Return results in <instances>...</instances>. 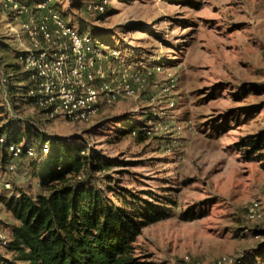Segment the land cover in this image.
Listing matches in <instances>:
<instances>
[{
    "label": "rangeland",
    "instance_id": "obj_1",
    "mask_svg": "<svg viewBox=\"0 0 264 264\" xmlns=\"http://www.w3.org/2000/svg\"><path fill=\"white\" fill-rule=\"evenodd\" d=\"M11 1L0 0V39L9 46L0 53V128L27 124L48 138H80L115 163L97 175L102 186L155 194L168 215L137 236L142 262L264 264V170L236 147L264 131V93L243 90L264 88V0H108L103 13L88 9L102 0H53L78 33L119 52L105 65L131 73L135 94L86 121L23 102L27 82L13 80L8 67L27 46L22 25L31 15ZM241 109L248 112L226 122ZM131 124H141L145 137L123 135ZM15 165L11 174L0 157V183L40 192L29 161ZM253 202L263 210L259 221L246 216ZM186 212L197 218L183 220ZM14 224L0 203V232L9 238ZM0 255L11 258L1 242Z\"/></svg>",
    "mask_w": 264,
    "mask_h": 264
},
{
    "label": "trees",
    "instance_id": "obj_2",
    "mask_svg": "<svg viewBox=\"0 0 264 264\" xmlns=\"http://www.w3.org/2000/svg\"><path fill=\"white\" fill-rule=\"evenodd\" d=\"M13 1L41 15L43 11L38 6L45 5L44 14L62 16L53 0ZM8 50L9 46L0 39V53ZM24 54L17 51V63L8 68L14 74L13 80L27 82L23 102L33 103L27 96L33 86L31 74L21 72ZM243 90L264 93V88L257 85L244 86ZM247 112V109L234 111L226 122ZM142 127L131 124L121 133L137 132L138 137L144 138ZM1 138L5 143L0 144V157L5 164L11 160L7 145L25 142L26 147L35 148L34 157L23 154L20 159L29 161L30 174L38 182L40 192L33 194L12 188L0 193V203L15 220L5 245L11 258L0 255V264H146L135 256L136 238L149 223L168 215L157 204L162 202L155 194L102 186L103 180L97 175L115 163L91 150L80 138H48L27 124L17 129L0 128ZM44 146L49 148L47 153L43 152ZM236 147L247 160L256 158L264 170V131L242 139ZM181 218L186 221L197 216L186 212Z\"/></svg>",
    "mask_w": 264,
    "mask_h": 264
},
{
    "label": "built area",
    "instance_id": "obj_3",
    "mask_svg": "<svg viewBox=\"0 0 264 264\" xmlns=\"http://www.w3.org/2000/svg\"><path fill=\"white\" fill-rule=\"evenodd\" d=\"M107 3L108 0H102L90 4L88 9L103 13ZM38 8L43 11L39 18L23 8L31 16L22 25L27 46L23 47L25 54L21 60L23 70L31 74L33 83L27 96L38 107L51 117L86 121L96 116L102 106L114 104L122 95L135 94L128 70L120 73L115 65H105L109 59L118 58V51L104 46L88 34L78 33L59 14H44L45 5ZM133 81L140 83L139 71L133 74ZM8 96L6 91V101ZM4 143V138H1L0 144ZM5 149L11 159L7 164L11 174L16 171L15 161L23 154L28 158L36 154L34 147H26L25 144L22 147L12 143ZM48 150V146H44L43 152ZM11 190V180L0 183V193ZM246 216L250 221L261 220L263 210L260 204L251 203ZM8 241V237L0 232V242L6 245ZM218 264L234 263L224 258Z\"/></svg>",
    "mask_w": 264,
    "mask_h": 264
}]
</instances>
